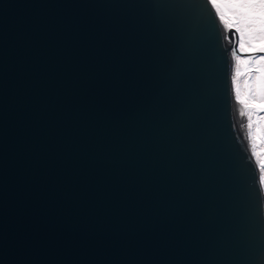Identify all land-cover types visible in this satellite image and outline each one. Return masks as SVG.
<instances>
[{
    "label": "water",
    "instance_id": "obj_1",
    "mask_svg": "<svg viewBox=\"0 0 264 264\" xmlns=\"http://www.w3.org/2000/svg\"><path fill=\"white\" fill-rule=\"evenodd\" d=\"M214 8L0 0V264H264Z\"/></svg>",
    "mask_w": 264,
    "mask_h": 264
},
{
    "label": "rangeland",
    "instance_id": "obj_2",
    "mask_svg": "<svg viewBox=\"0 0 264 264\" xmlns=\"http://www.w3.org/2000/svg\"><path fill=\"white\" fill-rule=\"evenodd\" d=\"M223 7L221 6L222 9ZM236 45L238 55V100L246 116V126L256 168L262 183L261 187L264 188V109L255 106L264 102V60L258 59L260 56H264V52L241 51L239 49V33H236ZM250 47L246 35L245 48ZM249 76L251 77L249 78Z\"/></svg>",
    "mask_w": 264,
    "mask_h": 264
},
{
    "label": "snow or ice",
    "instance_id": "obj_3",
    "mask_svg": "<svg viewBox=\"0 0 264 264\" xmlns=\"http://www.w3.org/2000/svg\"><path fill=\"white\" fill-rule=\"evenodd\" d=\"M209 6H215L214 12H218V20H224L229 29H234L231 36L225 35L233 46L231 51L236 53V33H239V49L241 51L264 52V0H207ZM221 6H224L223 9ZM247 35L250 48H245V36ZM259 60H264L260 56ZM242 103L244 101H241ZM264 109V102L255 105ZM264 195V188L260 189Z\"/></svg>",
    "mask_w": 264,
    "mask_h": 264
},
{
    "label": "bare ground",
    "instance_id": "obj_4",
    "mask_svg": "<svg viewBox=\"0 0 264 264\" xmlns=\"http://www.w3.org/2000/svg\"><path fill=\"white\" fill-rule=\"evenodd\" d=\"M225 25H226V24H225ZM239 103H240V102H239ZM240 106H241L242 112H243V114H244L245 122H246V116H245V113H244V110H243V107H242L241 103H240ZM257 172H258V170H257ZM258 176H259V174H258ZM259 180H260V177H259ZM260 184H262V183H261V180H260ZM261 188H262V187H261ZM263 197H264V195H263Z\"/></svg>",
    "mask_w": 264,
    "mask_h": 264
},
{
    "label": "trees",
    "instance_id": "obj_5",
    "mask_svg": "<svg viewBox=\"0 0 264 264\" xmlns=\"http://www.w3.org/2000/svg\"><path fill=\"white\" fill-rule=\"evenodd\" d=\"M251 76H249V78H250Z\"/></svg>",
    "mask_w": 264,
    "mask_h": 264
}]
</instances>
